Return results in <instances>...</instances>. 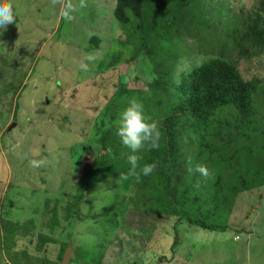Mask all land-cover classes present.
<instances>
[{
    "label": "trees",
    "instance_id": "obj_1",
    "mask_svg": "<svg viewBox=\"0 0 264 264\" xmlns=\"http://www.w3.org/2000/svg\"><path fill=\"white\" fill-rule=\"evenodd\" d=\"M240 2L118 0L115 17L123 35L113 45L112 62L103 59V68H95L86 82L108 78L107 95L95 96L97 102L83 105L78 115L76 103L63 113L70 119L69 132L76 135L74 146L81 143L72 149L71 159L83 171V181L75 184L76 195L69 200V221L80 219L94 192L102 198L93 201L108 210L102 217L103 230H116L119 235L133 232L122 241L131 242L130 247L139 236L138 229L127 225L134 214L140 216L139 227L148 219L163 218L166 223L172 218L176 232L180 225L226 232L229 226L222 224V210L230 216L240 194L264 186V79L247 80L241 71L243 62L264 59V0L251 7ZM65 22L63 17L61 24ZM103 44L94 36L89 49L96 52ZM126 55L124 62L121 58ZM141 61L151 69L148 78L138 71L135 81H127L130 67L141 66ZM133 98L143 103L146 116L161 133L158 149L136 153L137 171L144 164L156 165L151 175L139 181L128 175L130 153L115 134L118 114ZM197 165L205 167L208 175L196 171ZM203 190L208 195L200 197ZM199 205L207 206V212L197 209ZM176 232L174 254L182 243ZM75 236L71 229L65 240L50 238L48 244L59 246L60 262L69 247L72 257L86 249L75 243ZM42 240L25 249L36 245L41 246L39 251L44 247L50 251ZM104 253L88 256L103 261ZM167 259L164 254L158 264H166Z\"/></svg>",
    "mask_w": 264,
    "mask_h": 264
},
{
    "label": "rangeland",
    "instance_id": "obj_2",
    "mask_svg": "<svg viewBox=\"0 0 264 264\" xmlns=\"http://www.w3.org/2000/svg\"><path fill=\"white\" fill-rule=\"evenodd\" d=\"M256 1L240 3L251 7ZM85 2L87 6L80 8L81 0H12L17 18L0 35V264H64L67 251L60 262L57 242L48 243L52 237L65 240L71 229L76 232L75 243L86 249L71 254L70 264H158L164 254L166 264H264V186L240 194L230 216L222 210V224L229 226L226 232L187 225L178 226L176 232L172 218L166 223L163 218L148 219L139 227L140 216L134 214L127 225L138 229L139 236L130 247L131 242L122 241L133 232L119 235L116 230H103L102 217L108 210H102V202L93 201L102 198L94 192L80 219L69 221V200L76 195L75 184L83 181V171L71 159L77 138L69 132L70 119L63 113L76 103L78 115L83 105L97 102L95 96L106 97L108 78L86 82L95 68H103V59L112 62L113 45L123 35L115 17L118 0ZM69 4L76 10L61 24ZM94 36L104 44L91 52ZM92 55L97 58L89 61ZM143 61L146 71L140 65L130 67L127 81H135L138 71L148 78L151 69ZM82 64L89 65L87 72ZM241 71L247 80L264 79V59L243 62ZM74 97L75 102L67 105ZM32 160L40 163L32 166ZM207 195L204 190L200 193V197ZM201 207L207 212V206L197 209ZM175 232L181 234L182 243L174 254ZM149 234V240H144ZM41 239L50 251L47 247L39 251L41 246L36 245L25 249ZM90 249L104 251L103 261L88 256Z\"/></svg>",
    "mask_w": 264,
    "mask_h": 264
},
{
    "label": "clouds",
    "instance_id": "obj_3",
    "mask_svg": "<svg viewBox=\"0 0 264 264\" xmlns=\"http://www.w3.org/2000/svg\"><path fill=\"white\" fill-rule=\"evenodd\" d=\"M85 0H81L80 8H85ZM70 4L66 6L63 13L65 19H70V14L75 11ZM17 18L16 9L12 0H0V35L3 31L7 30V26L15 21ZM89 61L95 59L94 56L87 58ZM81 68L87 72L89 70L88 64H82ZM116 131L115 134L119 137L121 144L129 150L127 156L128 163L130 165L128 175L135 176L139 181L141 176H149L153 173L156 165L144 164L139 171H137L140 157L136 153L142 150H153L159 148V140L161 133L155 122L150 121L146 116L145 107L143 103L136 99H130L127 104L120 110L115 122ZM32 166H36L40 161H29ZM196 171L202 175L207 176L208 170L200 165L196 166ZM191 171V169H190ZM238 238V237H237Z\"/></svg>",
    "mask_w": 264,
    "mask_h": 264
},
{
    "label": "water",
    "instance_id": "obj_4",
    "mask_svg": "<svg viewBox=\"0 0 264 264\" xmlns=\"http://www.w3.org/2000/svg\"><path fill=\"white\" fill-rule=\"evenodd\" d=\"M15 127H16V126H15ZM12 128H13V127H12ZM12 128L9 129V131H11ZM71 254H72V248L69 247L68 250H67L66 257H65V259H64V264H69V261H70V258H71Z\"/></svg>",
    "mask_w": 264,
    "mask_h": 264
}]
</instances>
